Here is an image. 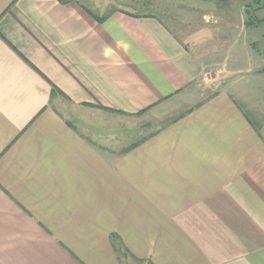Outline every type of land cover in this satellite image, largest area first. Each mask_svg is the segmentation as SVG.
Returning a JSON list of instances; mask_svg holds the SVG:
<instances>
[{
	"label": "crops",
	"instance_id": "0c3cea01",
	"mask_svg": "<svg viewBox=\"0 0 264 264\" xmlns=\"http://www.w3.org/2000/svg\"><path fill=\"white\" fill-rule=\"evenodd\" d=\"M155 1L0 0V264H264V2Z\"/></svg>",
	"mask_w": 264,
	"mask_h": 264
},
{
	"label": "rangeland",
	"instance_id": "374dc122",
	"mask_svg": "<svg viewBox=\"0 0 264 264\" xmlns=\"http://www.w3.org/2000/svg\"><path fill=\"white\" fill-rule=\"evenodd\" d=\"M89 4L91 5V8L95 10L96 12H99V14L102 13V9L105 10L106 12H111L117 7L125 8V10L130 11V12H136V13H154L157 15H161L163 9H160L162 6L161 1L156 2L155 0H88ZM128 1H133L135 5H125L124 2L128 3ZM148 3L152 4L154 8H146L145 6H137V3ZM258 2H264V0H251V6L256 5ZM140 5V4H139ZM135 6V7H134ZM156 7V8H155ZM257 11V10H256ZM256 11H253L251 15H249V24H252L251 27H257L260 25L261 30L264 32V20L260 21L257 19L258 16H256ZM255 13V14H254ZM259 28V29H260ZM260 30V31H261ZM263 34V33H262ZM256 36V35H255ZM252 51L254 53H260V55L263 56L264 60V34L263 36H259V41L255 42L253 44ZM219 61L224 60V57L218 56ZM216 72V71H215ZM213 73H205L204 78H203V84L200 86V90H203V95L204 97H209L214 94V85L213 81L217 79L218 76L223 77L225 75V70L223 67L218 70V74ZM249 97L252 98L253 102H255V105L257 108L260 109V112H262L264 116V88H259L256 87L252 93L249 94ZM257 103V104H256ZM157 126V123H154L153 126L147 125L146 130L143 132L139 133L137 136H131L129 138L130 141H134L136 138H139L141 135L144 133H148L151 130L149 128H155ZM159 125V124H158Z\"/></svg>",
	"mask_w": 264,
	"mask_h": 264
}]
</instances>
